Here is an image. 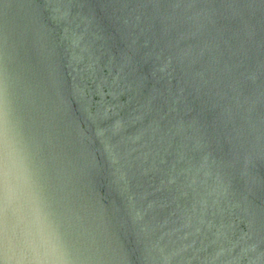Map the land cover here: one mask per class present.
Masks as SVG:
<instances>
[{"label":"water","instance_id":"obj_1","mask_svg":"<svg viewBox=\"0 0 264 264\" xmlns=\"http://www.w3.org/2000/svg\"><path fill=\"white\" fill-rule=\"evenodd\" d=\"M5 128L72 264H264V0H0Z\"/></svg>","mask_w":264,"mask_h":264},{"label":"clouds","instance_id":"obj_2","mask_svg":"<svg viewBox=\"0 0 264 264\" xmlns=\"http://www.w3.org/2000/svg\"><path fill=\"white\" fill-rule=\"evenodd\" d=\"M0 222L5 234L0 264H72L68 248L39 195L31 165L10 128L0 132Z\"/></svg>","mask_w":264,"mask_h":264}]
</instances>
